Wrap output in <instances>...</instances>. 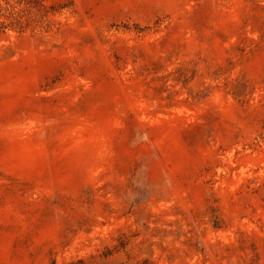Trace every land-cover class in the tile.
<instances>
[{
    "label": "rangeland",
    "instance_id": "rangeland-1",
    "mask_svg": "<svg viewBox=\"0 0 264 264\" xmlns=\"http://www.w3.org/2000/svg\"><path fill=\"white\" fill-rule=\"evenodd\" d=\"M0 264H264V0H0Z\"/></svg>",
    "mask_w": 264,
    "mask_h": 264
}]
</instances>
